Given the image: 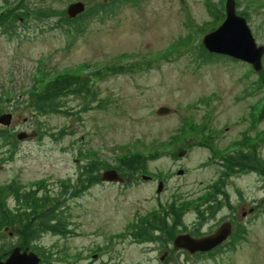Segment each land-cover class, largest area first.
Segmentation results:
<instances>
[{
	"label": "rangeland",
	"instance_id": "obj_1",
	"mask_svg": "<svg viewBox=\"0 0 264 264\" xmlns=\"http://www.w3.org/2000/svg\"><path fill=\"white\" fill-rule=\"evenodd\" d=\"M20 1L0 0V14ZM77 1L86 10L106 0H24L27 9L47 7V18L45 12L40 19L26 15L6 24L7 33L0 30V112L13 115L9 129L0 128L1 198L16 206L6 193L11 186L18 195L36 191L60 200L70 231L40 234V264H264V176L258 173L227 183L234 215L228 221L232 212L222 209L217 222L205 227L230 224L220 252L200 258L175 250L173 240L183 229L171 219L162 232L134 236L176 204L188 212L219 174L226 149L240 138L258 143L264 160V120L257 122L264 106V54L258 73L230 59L199 64L202 37L222 22L207 6L223 8L225 0H134L135 6L121 5L110 17L85 22L81 32L55 25ZM234 3L256 45L264 47V0ZM109 67L123 69L114 73ZM97 72L96 96L84 112L36 114L33 86L68 75L92 79ZM65 102L83 108L79 97ZM162 107L168 111L158 113ZM13 131L26 138L17 140ZM136 153L151 159L145 170L151 182L126 173L120 184L103 182L102 170L98 179L88 177L87 188H78L79 174L91 161L117 166ZM193 219L188 212L180 222ZM239 229L242 240L235 236ZM4 233V242L14 247V230Z\"/></svg>",
	"mask_w": 264,
	"mask_h": 264
},
{
	"label": "trees",
	"instance_id": "obj_2",
	"mask_svg": "<svg viewBox=\"0 0 264 264\" xmlns=\"http://www.w3.org/2000/svg\"><path fill=\"white\" fill-rule=\"evenodd\" d=\"M133 4L135 6L134 0H106L101 2H95L94 4H89L85 12L74 19H68L67 17L60 18L58 23L59 27L68 26L72 28L75 33L82 31V26L85 22H88L92 19H101L103 17H110L115 11L119 9V6L126 4ZM46 4V2H45ZM207 11L210 16L214 19L223 20L224 12L223 8L216 6H207ZM44 12L46 14H44ZM47 12H49L47 7L37 5L33 9H27L24 4V0H21L18 7H15L13 10L0 14V30L4 33H7V29L4 27L9 23H16L23 16H33L40 19L44 14V18H47ZM239 15H243L238 13ZM244 16V15H243ZM215 20V21H216ZM70 30V29H69ZM199 64L201 63H211L216 61L219 58L228 59L226 57L217 56L209 54L202 45H199ZM123 68L121 67H109L106 70L108 72H122ZM97 72L92 76H95L91 79L85 76H60L53 78L49 82H45L41 88L33 86L32 96L36 95L34 103L32 105L36 114L38 115H47V114H65L73 115L81 114L84 112L91 103L94 102L96 96V91L92 84H94V78L98 77ZM76 96L79 97L83 108L82 110L76 111L75 107L65 106V100L69 97ZM81 105V106H82ZM72 108H75L72 110ZM264 120V106L261 108L257 122ZM255 122L254 119L252 123ZM184 131L181 130V135H184ZM0 138H3L2 133H0ZM246 139L242 142L244 143ZM152 156V155H150ZM174 156V155H173ZM151 159L146 157L143 154L136 153L130 157H123L118 161L117 166H111L107 163L91 161L88 165L83 166L79 178H78V188L85 189L87 188V180L89 178H97V174L104 170L113 168L119 174H130L136 176L138 174H145L147 164ZM222 167L228 171H234V168H238V171H257L259 174L264 176V160L261 157H258L256 154L250 153H241L239 156H226L224 158ZM219 165V166H220ZM3 187L0 186V260H3L7 257L9 250L13 247L9 243L4 242V232L5 229L10 228L14 230L16 241L14 245L19 246L22 250L29 249L34 251L37 254H45L43 248L38 247L35 242L39 238L41 233L49 232L54 235L65 236L70 233L68 229V223L65 221L61 207L62 202L59 200L55 201V198L51 196H40L36 195V192H24L20 195L16 194L13 191V188L10 186L9 190L12 196L16 198V206L10 207L6 204V201L1 198ZM52 201V206L47 207V202ZM221 205V204H219ZM173 212V211H172ZM165 212L161 215H154L150 220L146 222L145 225H142L137 233H134L136 238H147L152 236L153 233L162 232L163 229L169 227V219L172 222L180 223V215L176 213ZM239 240L243 239V233L239 229L235 234ZM156 239H160L157 237ZM147 240V239H145ZM236 241L229 244L234 248ZM12 246V247H11ZM220 252V248L218 249Z\"/></svg>",
	"mask_w": 264,
	"mask_h": 264
},
{
	"label": "water",
	"instance_id": "obj_3",
	"mask_svg": "<svg viewBox=\"0 0 264 264\" xmlns=\"http://www.w3.org/2000/svg\"><path fill=\"white\" fill-rule=\"evenodd\" d=\"M84 5L80 2L70 4L66 13L68 18H75L84 11ZM225 19L222 24L213 32L205 35L202 38L204 49L215 55H221L231 58L236 61L243 62L252 67L254 72L262 70V57L264 47L257 46L251 34L246 20L236 13L234 0H226L224 4ZM168 109L160 108L158 113H166ZM10 115L0 116V125L8 126L10 124ZM19 140L25 138V134L17 135ZM184 152H180L181 157ZM182 172H178L181 175ZM146 179V177H144ZM101 181L110 183H120L122 179L119 177L116 170H107L101 174ZM161 183L158 184L157 193L161 190ZM230 234V226L224 224L214 234L202 239H193L189 235H180L173 241L175 250H185L189 254L209 252L213 248L220 245ZM38 256L27 250L21 251L19 247L13 248L9 256L0 261V264H39Z\"/></svg>",
	"mask_w": 264,
	"mask_h": 264
},
{
	"label": "flooded vegetation",
	"instance_id": "obj_4",
	"mask_svg": "<svg viewBox=\"0 0 264 264\" xmlns=\"http://www.w3.org/2000/svg\"><path fill=\"white\" fill-rule=\"evenodd\" d=\"M5 114V112H0V115ZM10 114V113H7ZM11 120L13 118V115H11ZM10 125L8 127L0 126L2 129H9ZM20 131H13L14 135L16 136ZM244 140V139H243ZM241 138L239 141H236L237 143H234L233 145H229V147L226 149V152L223 157H221L218 165L221 163L223 164L224 158L228 155L230 156H239L241 153H250L254 155L256 154L258 157H260V151H259V144L254 142H248V144L243 143ZM250 143V144H249ZM180 153V152H179ZM179 153L177 155H179ZM211 166V164H210ZM219 174L215 178V180L207 185L202 193V195L199 197L200 200L190 205L187 209L188 212H191L194 214V219L192 220V223L183 224L179 223V226L182 227L183 230L181 232L183 234L189 235L193 239H202L211 235H214L219 229H215L211 231V228H209V231H205V227L212 222L211 224L214 225V223L217 222V216L221 212L222 209L228 208L232 214H229L225 219H228L230 221L232 219L233 212L236 210L232 207L229 199V191L227 189V183L235 177L242 176L245 174H254L258 173L257 171H238V168H234V171H228L223 168L222 165L219 166ZM259 174V173H258ZM136 176H142L136 175ZM135 177V176H134ZM154 179L150 178L147 179V181H152ZM221 204V205H219ZM179 204H176V207L174 205V209L172 213L179 214L181 216H185L188 212H184V210L181 207L178 206ZM213 220L215 222L213 223ZM229 224V223H226ZM230 225V224H229ZM231 228V226H230ZM217 230V231H216ZM232 233V228H231ZM181 234V235H183ZM179 236V235H178ZM222 246V245H221ZM221 246L215 248L213 253H196L195 257H208L212 256L215 253L218 252V249L221 248ZM41 262V261H40Z\"/></svg>",
	"mask_w": 264,
	"mask_h": 264
}]
</instances>
